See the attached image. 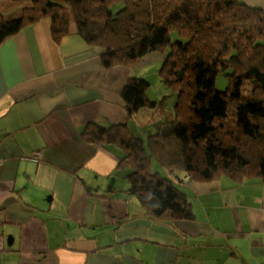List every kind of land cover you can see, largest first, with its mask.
Wrapping results in <instances>:
<instances>
[{
    "label": "crops",
    "instance_id": "crops-1",
    "mask_svg": "<svg viewBox=\"0 0 264 264\" xmlns=\"http://www.w3.org/2000/svg\"><path fill=\"white\" fill-rule=\"evenodd\" d=\"M100 52L56 42L49 19L0 45V264H264L262 180L188 181L196 220H159L118 174L123 151L85 141L90 122L129 121L126 82L163 59L106 68Z\"/></svg>",
    "mask_w": 264,
    "mask_h": 264
},
{
    "label": "trees",
    "instance_id": "trees-1",
    "mask_svg": "<svg viewBox=\"0 0 264 264\" xmlns=\"http://www.w3.org/2000/svg\"><path fill=\"white\" fill-rule=\"evenodd\" d=\"M1 2L0 45L49 19L56 42L79 35L100 49L106 68L137 67L154 53L163 56L160 75L177 96L171 116L159 118L161 101L152 97L146 76L131 75L122 93L129 121L153 115L157 132L140 136L129 121L90 122L83 131L86 142L123 151L117 172L148 215L169 222L196 220L183 188L188 181L264 182L263 7L245 0ZM121 2L124 6L114 13ZM222 75L229 85L219 90ZM155 161L177 179L154 172Z\"/></svg>",
    "mask_w": 264,
    "mask_h": 264
},
{
    "label": "rangeland",
    "instance_id": "rangeland-1",
    "mask_svg": "<svg viewBox=\"0 0 264 264\" xmlns=\"http://www.w3.org/2000/svg\"><path fill=\"white\" fill-rule=\"evenodd\" d=\"M247 2V1H246ZM124 6V3H117L113 6V11L116 13L120 8ZM163 64L161 63H155L151 66H147L143 68L144 74L140 73V75L146 76L149 79H151L152 86L149 92L153 95L152 97H155L159 101H161V108L157 110V114L159 118L164 119L166 116H171L173 111L169 110L171 109V105L176 104V93L171 90L170 87L166 86L163 78L160 75V68ZM229 85V80L227 76L222 75L217 80V89L224 90ZM155 113V112H154ZM153 114V113H151ZM153 115H150L149 118H143L141 116L134 117L132 120L129 121V125L132 128V130L140 135L147 137L148 134L157 132V126H153ZM156 119V118H155ZM154 119V120H155ZM165 120V119H164ZM151 124V125H150ZM152 126V127H150ZM155 128V129H154ZM144 137V138H145ZM123 156V155H122ZM154 172H161L163 176L171 179H177V176L173 173H171L170 170L164 168L161 166L158 162H154L153 165Z\"/></svg>",
    "mask_w": 264,
    "mask_h": 264
}]
</instances>
